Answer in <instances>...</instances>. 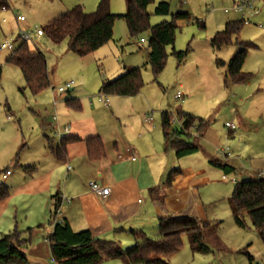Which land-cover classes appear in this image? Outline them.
Returning <instances> with one entry per match:
<instances>
[{
  "label": "crops",
  "instance_id": "crops-1",
  "mask_svg": "<svg viewBox=\"0 0 264 264\" xmlns=\"http://www.w3.org/2000/svg\"><path fill=\"white\" fill-rule=\"evenodd\" d=\"M99 1L58 0L52 10L66 12L79 4L85 12H92ZM110 7L109 3V11ZM52 16L49 14L46 18ZM42 36L44 34L36 35L37 38ZM146 41L148 38H141L138 44ZM133 64L128 60L108 66L106 75H100L97 94L86 87L88 83L83 76H77L80 78L77 84L72 80L67 82L66 85L70 84L68 90L61 85L56 87L49 76L50 86L45 89H51L52 103H43V99L38 98L33 109L30 108L36 117L33 129L38 130L35 135L25 138L21 131L19 136L0 138L3 160L0 166H5L0 171V182H4L9 191L0 201V237L13 230L21 231L22 236L27 237L24 232L31 228L30 242L19 248L26 256V264H57L51 258L48 242L56 222H66L73 231L88 230L93 237L113 241L126 249L139 243L142 234L145 238H158L160 217L191 216L206 222L207 227L218 220L211 217L208 207L215 205L219 198L217 194L222 190L223 183L217 181L219 169H222L211 161L219 159L232 166L233 172L236 170L231 160L216 157V151L222 149L221 138L212 133V129L206 131L204 128L200 136L193 124L189 133L197 139V151L176 157L173 150L165 148L161 126V113L173 114L167 109H159L160 105L141 92L142 88L133 96L107 95V104L99 100L102 82L115 79L134 67ZM100 68L98 66V71ZM66 91L70 92L67 96L64 95ZM67 99L76 100L78 107L69 106ZM235 130L236 126L228 131V135ZM46 131H50V136L43 138L47 136ZM63 137H75L76 140L66 145L63 160H58L50 149ZM89 137H97L101 142L102 154L98 158L88 155L86 139ZM190 157L200 161L201 165L188 161ZM174 168L179 172L167 186L164 184L166 175ZM6 170L10 173L3 179ZM262 170L257 168L258 174L263 173ZM91 180L108 187L109 195L101 198L93 193L88 186ZM54 207L59 210L57 215L53 214ZM228 208L233 218L229 203ZM234 224L237 225L235 221ZM189 247L194 252L190 243Z\"/></svg>",
  "mask_w": 264,
  "mask_h": 264
},
{
  "label": "rangeland",
  "instance_id": "rangeland-1",
  "mask_svg": "<svg viewBox=\"0 0 264 264\" xmlns=\"http://www.w3.org/2000/svg\"><path fill=\"white\" fill-rule=\"evenodd\" d=\"M159 1L168 2V14L153 13ZM57 2L58 0H8L7 10H0V42L9 40L16 45L21 31L30 33L31 39L27 44L30 49H38L43 53L49 76L56 87L61 85L68 90L67 82L72 80L77 84L83 76L84 81L88 83L86 87L94 91V94L98 93L100 75H106L108 66L130 60L135 63L134 67L141 70L144 83L141 92L153 99L157 106L160 105L159 109L172 112L174 125L183 121L178 115L185 111L196 118L195 124L201 119L206 131L212 129L211 132L221 138L222 148H229L230 154L226 158L216 151V157L231 160L236 170L225 172L219 169L217 181L222 182L224 188L217 194L219 198L215 205L208 207L211 217L218 220L204 229V232L207 229L204 234L207 250L192 252L187 235L183 234L181 249L168 258L169 264H264V246L258 239L248 215L243 214L245 225L238 227L234 224L227 203L235 185V182L230 181L231 177L236 176L238 182L241 175L256 176L257 168L264 171L263 2H258L260 10L257 15L252 16L249 23L243 24L240 31L232 37V42L240 40L251 42L253 45L247 49L242 66V72L248 74V77L240 83H229L227 86L223 84L225 67L215 66L214 61L221 59L227 62L237 47L232 44L213 50L210 38L223 28L226 21L240 19L241 14L233 9V0H154L149 4L147 10L150 13V25L169 20L176 12L189 14V19L176 21L173 44L174 50L185 51L183 61L177 63L172 54V46H167L164 67L156 76L147 62V41L138 44L141 38L147 40L149 31L145 30L131 37L122 18L114 21L113 36L102 49L84 56L69 51L66 40L54 43L46 35L37 38L34 35L35 28L64 12L52 10ZM109 3L112 14L125 13V0H109ZM49 14L53 16L46 18ZM18 15H22L25 20L18 21ZM10 52L11 49L0 51V138H13L11 135L19 136L21 131L26 138L35 135L38 130L33 129L36 117L30 108L33 109L32 105L38 98H42L43 103L51 104V89H45L36 95L30 93L25 88L19 68L5 62ZM98 66L101 67L99 71ZM177 91L185 94L182 101L174 99L173 95ZM68 93L70 94L66 91L64 95L67 96ZM48 116L49 114L46 117ZM18 119L20 122H17ZM157 120L160 123L159 115ZM225 122L236 126L230 136ZM203 132L204 130L200 136ZM46 135L43 138H48L50 131H46ZM198 142L203 143L202 140ZM19 155L20 152L17 156ZM187 160L201 165L200 161L192 157ZM2 161L0 156V165ZM4 167L0 166V171ZM223 174L226 179L222 178ZM203 190L207 193L206 189ZM102 264H123V261L121 258H114Z\"/></svg>",
  "mask_w": 264,
  "mask_h": 264
},
{
  "label": "trees",
  "instance_id": "trees-1",
  "mask_svg": "<svg viewBox=\"0 0 264 264\" xmlns=\"http://www.w3.org/2000/svg\"><path fill=\"white\" fill-rule=\"evenodd\" d=\"M261 1L264 4V0ZM153 2L154 0H125L126 11L123 14H112L109 11V0H100L92 12H85L82 6L77 4L47 21L41 29L52 42L58 43L66 40L69 51L78 56H84L106 44L112 38L114 21L122 18L131 37L142 31H149L147 62L153 75L156 76L164 67L167 46H172V54L177 63L183 61L185 51L174 50L173 44L177 29L176 21L189 19V14L176 12L169 20L150 25V13L147 8ZM1 6L8 8V0H0ZM153 13L168 14V2L156 3ZM243 24V19L228 20L223 28L216 31L210 38V46L213 50L232 44L237 47L236 52L227 62L221 59L214 61L215 66L225 67L223 84L226 86L229 83H240L248 77V74L242 72V64L247 49L253 45L251 42L240 40L232 42V37L240 31ZM5 62L19 68L25 88L33 95L50 86L45 56L38 49H30L27 41L19 40L6 57ZM142 87L141 70L139 67H132L113 80L103 81L100 92L105 95L133 96ZM66 103L69 106L78 107L74 99H67ZM180 116L183 118V123L174 125L170 113H161L165 148L173 150L176 157L194 153L198 149L197 139L185 138L193 137L189 131L196 123V118L187 113H181ZM195 126H197L196 133L200 135L205 124L199 119ZM74 140H76L75 137L61 138L58 145L50 149L51 153L56 159L63 160L66 145ZM86 144L89 157L98 158L102 154L101 142L97 137L87 138ZM211 163L225 172L233 171L232 166L219 159L212 160ZM178 172V168L169 170L164 184L169 186ZM8 194V186L0 182V201L4 200ZM228 203L238 226L244 225L243 214L248 215L252 227L264 246V176L249 177L246 175L245 179L236 181ZM206 227V222L191 216L160 217L158 238H145L142 234L139 243L122 249L113 241L93 237L88 230L73 231L66 222H56L48 236V242L51 258L57 264H99L114 258H121L125 264H169L168 258L182 246L183 234L188 236L190 246L194 251L207 250L204 243ZM30 231H32L31 228L25 230L27 237L22 236V232L18 230H13L0 237V264H26V256L19 248L30 242L28 237L31 236Z\"/></svg>",
  "mask_w": 264,
  "mask_h": 264
},
{
  "label": "built area",
  "instance_id": "built-area-1",
  "mask_svg": "<svg viewBox=\"0 0 264 264\" xmlns=\"http://www.w3.org/2000/svg\"><path fill=\"white\" fill-rule=\"evenodd\" d=\"M3 1V0H1ZM261 0H233V9L236 12H239L241 14V19H243L244 23H249V20L252 16L256 15L259 12V8H258V2ZM7 9L5 6H1L0 10H5ZM224 11H226V8L224 9ZM18 21H22L24 20V17L22 15H18L17 16ZM35 34L36 35H42L43 31L41 29V27H37L35 28ZM19 40H25L28 41L31 39V34L27 33V32H23L21 31L19 36H18ZM15 48V44L9 40H4L2 42H0V51H2L3 49H11L13 50ZM70 84H67V86H69ZM98 98L100 101H102L104 104L108 103V97L107 95L103 94V93H99ZM174 98L176 100H183V93L180 91H177ZM181 124V123H180ZM179 124V125H180ZM225 127L228 130H234L235 129V125L232 124L231 122H225ZM193 129V128H192ZM66 130V129H65ZM59 133H57L58 135ZM218 154L222 155V156H228L230 154L229 150L227 147L219 149L218 150ZM10 173V170H6L3 174H2V178H6V176ZM263 173H259V175H262ZM222 178H226L225 176H223ZM232 182H236L237 178L236 176H233L230 178ZM88 186L89 189L97 194L98 196H100L101 198H105L109 195L110 193V189L108 187L102 186L101 184L91 180L88 182ZM59 213V210L57 207L53 208V214L57 215Z\"/></svg>",
  "mask_w": 264,
  "mask_h": 264
},
{
  "label": "water",
  "instance_id": "water-1",
  "mask_svg": "<svg viewBox=\"0 0 264 264\" xmlns=\"http://www.w3.org/2000/svg\"><path fill=\"white\" fill-rule=\"evenodd\" d=\"M245 178H246V175H242V176H241V179H245Z\"/></svg>",
  "mask_w": 264,
  "mask_h": 264
}]
</instances>
